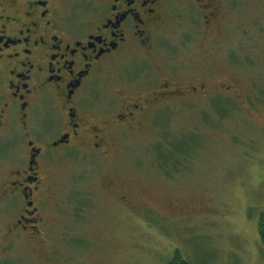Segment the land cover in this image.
Instances as JSON below:
<instances>
[{
  "label": "rangeland",
  "instance_id": "374dc122",
  "mask_svg": "<svg viewBox=\"0 0 264 264\" xmlns=\"http://www.w3.org/2000/svg\"><path fill=\"white\" fill-rule=\"evenodd\" d=\"M222 3L211 28L199 14L195 27L172 18L158 55L163 67L181 66L175 78L197 85L212 71L203 94L213 97L157 119L171 121L174 140L196 133L199 144L163 170L155 147L163 131L150 126L110 160L49 161L44 239L9 245L5 264H167L177 250L190 264H264V0Z\"/></svg>",
  "mask_w": 264,
  "mask_h": 264
},
{
  "label": "flooded vegetation",
  "instance_id": "af4514ba",
  "mask_svg": "<svg viewBox=\"0 0 264 264\" xmlns=\"http://www.w3.org/2000/svg\"><path fill=\"white\" fill-rule=\"evenodd\" d=\"M79 1L0 0V264L9 245L44 239L49 161L110 160L134 132L170 127L165 112L214 96L209 67L197 85L158 55L172 18L211 28L223 0Z\"/></svg>",
  "mask_w": 264,
  "mask_h": 264
},
{
  "label": "trees",
  "instance_id": "16d2710c",
  "mask_svg": "<svg viewBox=\"0 0 264 264\" xmlns=\"http://www.w3.org/2000/svg\"><path fill=\"white\" fill-rule=\"evenodd\" d=\"M164 142H156V152L159 156V165L163 170H168L171 165L174 168H177L181 163V159L187 157L189 155L190 147L194 144H199V137H197L196 133H192L189 135L177 136L175 135V140L173 136L170 135V128H162ZM165 131V132H164ZM177 136V137H176ZM180 139V140H178ZM180 141L181 143L177 142ZM167 172V171H166ZM259 234L261 240L264 242V214L259 220L258 224ZM167 264H190L177 250L175 251L172 258L167 262Z\"/></svg>",
  "mask_w": 264,
  "mask_h": 264
}]
</instances>
